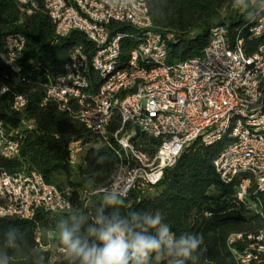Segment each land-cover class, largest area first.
I'll return each mask as SVG.
<instances>
[{
	"label": "trees",
	"instance_id": "1",
	"mask_svg": "<svg viewBox=\"0 0 264 264\" xmlns=\"http://www.w3.org/2000/svg\"><path fill=\"white\" fill-rule=\"evenodd\" d=\"M147 3L154 29L169 37L168 63L201 56L214 27H225L231 37L238 35L248 56L264 44V30L256 35L249 33V27L264 18V4L236 12L227 24L220 12L230 8L232 0ZM115 26L121 34L120 58L125 63L144 34L130 26ZM16 34L25 39L24 54L16 69L0 60V82L7 89L0 94V124L7 138L19 143L20 151L13 159L0 156V173L37 172L47 184L69 192L71 209H39L28 219L0 218V264H80L79 259L68 254L61 240L62 226L74 236L87 239L89 244L102 247L87 231L89 227H100L98 219H126L134 232L156 235L143 217L145 213L155 215L157 210L163 217L161 223L169 226L177 240L181 235H194L202 237V242L191 259L162 248L143 264H236L231 251L244 250L249 243L247 237L264 229V191H257L252 184L247 198L239 201L237 187L250 177L241 174L229 183L218 177L213 162L229 139L224 136L208 146L199 141L189 144L175 164L163 172L158 184L143 194L115 197L116 203L109 204L108 195L94 192L107 186L111 179L117 163L113 150L79 122L81 106L77 102H70L61 110L55 102L46 101L47 89L63 73L72 48L82 47L90 62L94 46L79 32L56 36L44 0H28L25 5L18 0H0V49L5 37ZM86 75L89 86L85 96L93 93L102 79L90 67ZM16 97L26 102L21 112L12 109ZM118 126L119 118L115 115L110 129ZM78 140L85 150L79 162L71 165L68 145ZM135 145L140 151L153 154L159 141L141 135ZM133 213H138L140 219H133ZM233 235H241L242 240L229 244Z\"/></svg>",
	"mask_w": 264,
	"mask_h": 264
},
{
	"label": "built area",
	"instance_id": "2",
	"mask_svg": "<svg viewBox=\"0 0 264 264\" xmlns=\"http://www.w3.org/2000/svg\"><path fill=\"white\" fill-rule=\"evenodd\" d=\"M18 2L25 5L28 0ZM259 2L264 4V0H232L230 8L243 12ZM44 8L56 36L79 32L94 46L90 62L82 47L74 46L63 73L46 94V101L55 102L61 110L77 102L79 122L116 156L108 185L94 193L117 198L143 194L160 182L186 146L196 141L212 145L224 136L230 142L213 162L218 177L225 183L241 174L250 177L237 187L239 201L247 198L252 184L264 191V44L248 56L238 35L231 37L225 27H214L201 56L168 63L169 37L154 29L147 0H44ZM115 25L144 34L125 63ZM262 30L264 18L249 27L254 35ZM24 48L22 35L7 36L0 60L16 69ZM89 67L102 79L85 96ZM6 90L0 82V94ZM25 106V100L16 97L12 109L21 112ZM115 115L119 126L111 130ZM141 135L159 141L153 154L135 145ZM82 149L80 140L68 145L71 165L79 162ZM19 151V143L8 139L0 124V156L13 159ZM69 197L68 191L47 184L35 171L0 173V218L28 219L39 209L67 212ZM237 240L242 236H231L229 244ZM247 240L244 250L231 251L236 264H264V229Z\"/></svg>",
	"mask_w": 264,
	"mask_h": 264
},
{
	"label": "clouds",
	"instance_id": "3",
	"mask_svg": "<svg viewBox=\"0 0 264 264\" xmlns=\"http://www.w3.org/2000/svg\"><path fill=\"white\" fill-rule=\"evenodd\" d=\"M107 203L114 204V196L107 198ZM133 219L139 220L138 213L132 214ZM144 223L156 230V235L134 232L129 221L117 217L111 219L102 217L96 221L99 228L89 227L88 235L95 236L103 245L89 244L87 239L74 236L67 227H61V240L67 247L68 254L79 259L80 264H143L152 254L159 253L162 248L171 249L175 255L191 259L202 242V237L181 235L177 240L175 233L170 231L159 210L155 215L145 213Z\"/></svg>",
	"mask_w": 264,
	"mask_h": 264
},
{
	"label": "rangeland",
	"instance_id": "4",
	"mask_svg": "<svg viewBox=\"0 0 264 264\" xmlns=\"http://www.w3.org/2000/svg\"><path fill=\"white\" fill-rule=\"evenodd\" d=\"M261 5H262V3L259 2L258 6H261ZM245 11L246 10H243V12H245ZM236 12H239V10H233L231 8H228V9L221 10L220 16H221L222 19L227 21V24H228V21L234 19L235 15H236ZM84 150H85V147H83L81 155L84 153ZM81 155H80V157H81Z\"/></svg>",
	"mask_w": 264,
	"mask_h": 264
}]
</instances>
